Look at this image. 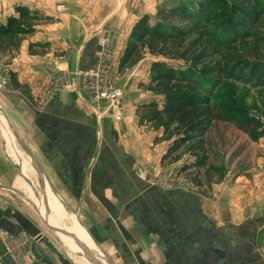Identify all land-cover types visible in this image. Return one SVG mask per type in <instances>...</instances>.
<instances>
[{
  "label": "crops",
  "instance_id": "1",
  "mask_svg": "<svg viewBox=\"0 0 264 264\" xmlns=\"http://www.w3.org/2000/svg\"><path fill=\"white\" fill-rule=\"evenodd\" d=\"M152 1L21 2L40 20L12 60L16 85L0 91V107L41 164L51 187L85 227L88 246L92 242L112 264H264L262 227L251 231L248 217L233 210L232 203L197 189H165L137 176V166L151 158L148 152L154 145L150 125L140 124L137 117L141 105L153 98L144 87L150 82L147 60L119 78L125 92V116L120 122L99 118L97 109L75 92H59L47 101L41 97L53 71V56L66 48L65 38L77 42L67 60L71 71L88 69L96 61L99 52L93 33L101 23L111 29L120 59L131 31L128 18L144 14L143 7ZM61 3L65 12L57 9ZM12 15L18 16L16 9L4 14L0 10V23ZM3 156L0 149V230L19 233L21 248L14 245V252L7 251L9 239L0 235V264L81 262L36 222L26 200L13 196L15 179ZM22 177L19 181L25 182ZM23 182L29 194L37 193ZM51 202L59 201L54 196Z\"/></svg>",
  "mask_w": 264,
  "mask_h": 264
},
{
  "label": "trees",
  "instance_id": "2",
  "mask_svg": "<svg viewBox=\"0 0 264 264\" xmlns=\"http://www.w3.org/2000/svg\"><path fill=\"white\" fill-rule=\"evenodd\" d=\"M16 12L18 16H9L0 23V42L12 45V50H18L22 38L36 32L34 23L38 20L27 6H17ZM263 18L264 0H202L196 10L179 4L159 11L153 24L149 15H145L134 26L120 57L119 72L136 64L145 48L150 53L184 61L181 66L166 61L152 63L148 89L162 97L157 99L155 96L143 103L140 108L145 113L139 118L140 124L152 123L162 129L157 142H170L164 160L186 147L189 154L195 155L196 160L184 164L181 172L191 168L198 171L221 170L209 164L207 153V135L217 121L234 124L253 142L264 137L261 118L242 105L218 106L212 99V92L225 79L254 82L256 88L264 87L263 60H235L233 54H226L224 60H215L217 56H222L221 50L225 47L252 36L255 26ZM177 21H188L193 25L184 26ZM202 23L213 24V27L211 30L205 28L198 38L186 45V40L200 30ZM203 35L209 38L210 44L214 43L216 52L203 44ZM199 47L204 49L199 51ZM4 52H7L6 48ZM12 82L16 85V74L13 72ZM221 178L224 179L225 174ZM195 184L201 187L203 181L195 179Z\"/></svg>",
  "mask_w": 264,
  "mask_h": 264
},
{
  "label": "rangeland",
  "instance_id": "3",
  "mask_svg": "<svg viewBox=\"0 0 264 264\" xmlns=\"http://www.w3.org/2000/svg\"><path fill=\"white\" fill-rule=\"evenodd\" d=\"M24 1H29V0H0V10H2V14L9 11V8H13V10H15L17 6L21 5V2ZM200 1L202 0H153L151 6L147 8L143 7L142 11L144 12V14H141L138 17L128 18L127 25L131 27L128 40L131 37L132 30L136 25V23L145 15H149L150 22L151 24H153L158 19V12L161 10L170 9L179 4H185L186 6H188L190 10H196L197 5L199 4ZM122 4H125V2L122 1ZM131 4L134 3L131 2ZM57 9L59 12H65L67 10V7L64 3H61L57 6ZM37 18L38 20H40L39 16H37ZM38 20L35 21L34 23L35 25L37 22H39ZM177 23L182 24L184 26L193 25L191 22L188 21H177ZM212 27L213 24L202 23L200 25V30L196 31L186 40V45L194 38H198L199 35L203 32L202 30H205V28H210L211 30ZM104 29H110V28L106 26V23H101L96 29V31H94V33L92 32L97 39L96 42L98 44V52H99L97 56H99L101 51V41H102L101 38ZM110 32L114 43L111 29ZM203 36H204L202 39L204 42L203 44L204 45L207 44L206 46L207 48H210V50L216 52L217 48L214 45V43L211 42L210 44L209 38L205 35ZM23 39L24 38H22V40L20 41L18 50H12L13 47L12 45L9 46L0 42V48L7 49V52H4V49H2L0 54V72L4 74L7 73L8 77H10L9 85L7 87L1 88L0 91L8 90L9 88H11V85L13 84L11 63L12 60L16 57L17 53H19L20 48L22 49ZM70 40H73L75 42L72 45V48H69ZM64 42L66 43V48L63 49V51L58 52L53 56V71L51 73V76L54 74L56 70H59V72L63 71L72 77H74L79 71V70L71 71L66 67L68 64L67 60H69L70 58V53L76 49L75 45H77V42L73 39V37L65 38ZM114 49L116 53L115 60L119 66L120 59H118L117 57L115 43H114ZM198 49L200 51L204 48L199 47ZM30 51L31 53L34 52V48L31 47ZM42 52H45V50H42ZM221 52H222L221 54L222 56H217L215 58L216 61L224 60V56L226 54H233L235 60L236 58H243L251 61L253 60L264 61V18L255 26L252 36L239 41L233 46L225 47L224 49L221 50ZM60 59H64L66 60V62L59 64ZM143 59L149 62L150 69L152 63L155 61H166L169 64L175 66H181V64H184V61L182 60L167 58L164 55H160L157 53H150V51L147 48H145L142 52L141 59L133 66L124 70V72L122 73L119 72L118 79L121 77L122 74L130 72L132 69H134V67ZM88 69L81 68L80 70H88ZM248 74L249 73L246 72V75ZM150 80H151V70H150ZM253 84L254 82L250 83L246 81L225 79L214 90V92H212L213 103L218 106H223V105L230 106L233 103L242 105L250 113L261 118L262 121L264 122V87L256 88ZM144 87L145 90L149 88L148 84L144 85ZM48 88L49 85H47L44 88L43 93L41 95L42 99L46 101L51 99V97L56 95V93H59V92H54L46 95V91ZM66 92H72V91H66ZM151 93L153 98L155 96H156L155 98L157 99H160L162 97L161 95L158 96L154 95L155 94L154 92ZM150 100L151 99H149V101ZM123 101L124 98L121 102L122 104H120V106L123 108V117L121 120H116L114 118V109L113 107H111L110 101L101 100L99 102H94L96 104V107L99 109V114H98L99 118H104L108 116L113 120H115L116 122L122 121L125 116ZM144 113L145 111L141 110V108L138 109V116H137L138 120L140 116ZM147 125H150L149 130L153 131L154 136L152 141L154 145L150 146L151 150L148 152L150 153L149 156H151V158L142 161L143 163L147 162L148 160L149 161L152 160L157 164L160 171L169 172V170L171 169L175 170V177L172 178L171 181L174 187L172 189L175 188L188 189V190L197 189L199 193L202 194L207 193L208 195L215 197V199L222 198L224 199L225 202H228L229 204L232 203V205L234 206V209L232 207L233 210H235L236 212L237 211L240 212L243 217H248L247 222L251 231L254 229V227L257 226L262 227L261 232L262 230L264 231V137H261V139L258 142H253L246 133L239 130L234 124L217 121L213 124L209 134L207 135V150H208L207 153L209 157V164L213 166H217L221 170L198 171V169L191 168L188 169L187 171L181 172L180 170L184 164L193 163L196 160L195 155L189 154L187 152L188 148L186 147L184 150L180 151L172 158H168L164 160L163 157L168 150V146L170 142L168 141L157 142L156 141L157 136L162 133V129L159 130L152 123H147ZM18 143L19 142H17V139L12 133L10 127L6 125V123L0 118V149L3 152L4 155L3 157L6 159V161L10 166L9 169L12 172V178L15 179L12 182V186H15V188L11 189L13 190L12 193L13 196H15L18 201H21V198L26 200L33 207L34 214L36 217V222L44 229V231L47 234H49V236L55 242H57L58 245H60L63 249L67 250L69 254H73L74 256L73 258L75 260L81 261V262L76 261L77 264H93L90 263L84 257V255H82L81 252L77 251L76 249L77 242L75 240L63 235L62 236L63 239L65 240V242H67L65 243L61 239L60 234L57 235L42 221V218L37 210L38 207L36 202L39 203L38 204L39 207L44 209L46 213H47V209L49 208L50 214L47 213L48 215L61 222L67 229H69L73 233H76V225L73 219L71 218V216L68 214L69 212L66 210V213L69 215L68 216L65 213L64 209L63 211L60 209H56L55 207L53 208L52 207L54 204L53 202H50V204L52 205L50 206V204L47 203L46 200L44 201L42 183L40 181V178L37 175V173L34 170H32L33 169L31 168L32 166H30L29 161L24 155L25 153L23 154L22 151L23 149ZM178 156L180 157L176 158ZM33 157L39 163V161L34 156V154ZM39 165L41 166L40 163ZM24 173L27 176L24 177ZM222 174H225L224 179L221 178ZM22 175H23L22 178L23 179L25 178L24 179L25 182H23L22 180L21 182L26 184L29 190L31 188H35V192H37L36 194L34 193V191H32L30 192L31 194L30 195L27 188L21 185V182L19 180ZM195 179L202 180L203 185L201 187L196 186ZM10 198L13 199V197ZM59 217L64 218V221L59 220ZM70 250L73 253H71Z\"/></svg>",
  "mask_w": 264,
  "mask_h": 264
},
{
  "label": "built area",
  "instance_id": "4",
  "mask_svg": "<svg viewBox=\"0 0 264 264\" xmlns=\"http://www.w3.org/2000/svg\"><path fill=\"white\" fill-rule=\"evenodd\" d=\"M101 40V51L94 65L88 70H79L74 77L63 71L59 72V70H56L49 79V88L46 91V95L62 91L78 93L97 109L98 114L99 109L94 102L107 100L110 101L111 107L114 109V118L121 120L123 108L120 104H122L125 92L124 88L119 84V66L115 60L116 53L110 29L103 30ZM74 43L73 40H70L69 48H72ZM63 62H66V60H59V64ZM9 83L10 77H8V74L0 72V89L7 87ZM136 171L140 179L151 185H158L165 189L174 188L171 182L172 178L175 177V170L173 169L169 170V172L160 171L154 161L148 160L139 164ZM0 235L9 239L10 246L7 251L14 252V245L21 248V242H19L17 237L19 233L13 234L7 230H0Z\"/></svg>",
  "mask_w": 264,
  "mask_h": 264
},
{
  "label": "bare ground",
  "instance_id": "5",
  "mask_svg": "<svg viewBox=\"0 0 264 264\" xmlns=\"http://www.w3.org/2000/svg\"><path fill=\"white\" fill-rule=\"evenodd\" d=\"M0 118L6 123V125H8L9 127H10V125H9V123H8V121H7V119H6V117L4 116V114L0 111ZM4 127V126H3ZM10 129H11V131H12V128L10 127ZM7 130V129H6ZM9 132V131H8ZM12 133H13V131H12ZM10 134V133H9ZM14 134V133H13ZM6 135H7V133H6ZM12 136V135H11ZM14 136H15V134H14ZM13 138V137H12ZM15 138H16V136H15ZM17 139V138H16ZM17 142H18V140H17ZM19 144V143H18ZM20 145V144H19ZM21 146V145H20ZM23 151V150H22ZM24 152L25 151H23V154H24ZM25 155V157L27 158V160L29 161V163H30V166H32L31 168H33L32 170H34L35 172H36V169H35V167H33V165H32V162H31V157L30 156H27L26 154H24ZM37 173V172H36ZM46 190H47V196H48V202L50 201H52V199L54 198V196H55V199H57V201H59V202H56L55 204H54V206L57 208V209H60V210H63V208H64V210L66 211L67 210V208H65V206H64V201L61 199V197L59 196V195H57V194H55L56 192L53 190V188L51 187V185H50V183L47 181V187H46ZM54 195V196H53ZM43 199H44V201L46 200V198L44 197V195H43ZM50 204V203H49ZM62 205V206H61ZM37 207H38V209L41 211V214L44 216V217H47V220H48V222L49 223H51V224H55V225H57L59 228H61L62 230H65V231H67L68 233H70L72 236H75V237H77L78 239H80L82 242H85L86 243V240H85V238H84V236H83V232H85V227L82 225V223L79 221V219L77 218V216H76V214H74V213H71V212H69V210H67L69 213V215L71 216V218L73 219V221L75 222V225H76V233H73L72 231H70L69 229H67L61 222H59L58 220H56L55 218H53V217H51L50 215H48L45 211H44V209H42V208H40L38 205H37ZM48 207V206H47ZM63 207V208H62ZM37 209V210H38ZM63 210V211H64ZM58 211V210H57ZM65 214V213H64ZM63 235H65V236H67V237H69V238H72L73 240H75L76 242H77V240L74 238V237H72V236H69V235H67V234H63V233H60V237H61V239L63 240ZM90 237V236H89ZM90 239H92L91 237H90ZM65 243H67V242H65ZM86 244H88V243H86ZM90 245L91 246H89L90 248H91V250L94 252V253H97V255H100L99 257H98V260H100V262L102 263V264H109L108 262H107V260H106V257H103L104 255L103 254H99V252L93 247V244H92V242H90ZM97 248H98V246H97ZM76 249L79 251V252H81L82 253V255H84V257L89 261V259L87 258V255H86V253L84 252V250L82 249V247L78 244V242H77V246H76ZM99 249V248H98ZM90 263H92L91 261H89ZM94 264V263H93Z\"/></svg>",
  "mask_w": 264,
  "mask_h": 264
},
{
  "label": "water",
  "instance_id": "6",
  "mask_svg": "<svg viewBox=\"0 0 264 264\" xmlns=\"http://www.w3.org/2000/svg\"><path fill=\"white\" fill-rule=\"evenodd\" d=\"M0 111L4 114V116L6 117L10 127L12 128V131L13 133L15 134L19 144L21 145V148L23 149V151H25L24 153L27 155V156H30L31 157V162H32V165L35 167L36 169V172H37V175L39 176L40 178V181L42 183V189H43V195L44 197L46 198L47 200V203H48V196H47V190H46V187H47V178L43 172V169L41 168V166L39 165V163L36 161V159L33 157V154L31 152V150L29 149V147L27 146L26 142L24 141L23 137L21 136L19 130L16 128V126L14 125L13 121L11 120V118L9 117V115L7 114V112L2 108L0 107ZM54 190V189H53ZM55 191V190H54ZM56 192V191H55ZM57 195H59L57 192L55 193ZM64 206L65 208H67V210H69V212H71V210L69 209V207L64 203ZM38 212H39V215L41 216L42 218V221L51 229L53 230L57 235H59L60 233H63V234H67L69 236H72L70 233H68L67 231L65 230H62L61 228H59L57 225L55 224H51L48 222L47 220V217H44L42 214H41V211L38 209ZM47 213L50 214V210L49 208L47 209ZM74 237L78 244L82 247V249L84 250V252L86 253L87 255V258L89 259V261H91L92 263L94 264H102L100 262V260H98V257L100 255H97V253H94L91 248L85 244L84 242H82L80 239H78L77 237L75 236H72ZM100 249V248H99ZM100 254V253H99ZM103 257H106V260L109 264H112L111 260L103 253Z\"/></svg>",
  "mask_w": 264,
  "mask_h": 264
}]
</instances>
